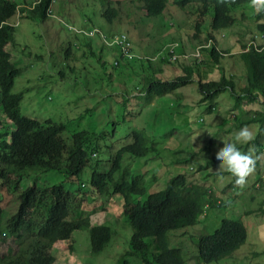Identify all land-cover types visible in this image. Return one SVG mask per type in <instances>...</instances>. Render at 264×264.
Returning <instances> with one entry per match:
<instances>
[{
    "label": "rangeland",
    "instance_id": "1",
    "mask_svg": "<svg viewBox=\"0 0 264 264\" xmlns=\"http://www.w3.org/2000/svg\"><path fill=\"white\" fill-rule=\"evenodd\" d=\"M15 1L21 4L22 0ZM27 1L37 2L39 0ZM89 1H92L96 8V21L93 19L90 21L93 17V10L85 7L83 0H53L50 8L52 15L45 20L41 14L36 15L33 18L34 21L24 18L25 14L19 9L16 16L21 18L15 17L10 21L15 24V35L6 48L9 53L13 51L20 70L12 92L24 93L21 111L25 116L41 121L51 120L55 123L66 124L69 128L65 134L66 138H71L69 134L82 131L83 128L90 130L91 124L95 123L97 126H94V129H97L96 136L100 149L99 152L97 151L98 157H100V162H98L100 165L97 170L103 174L111 170L118 151L132 142L130 133L146 129L148 124H152L156 120L157 126L150 125L146 131L154 137L156 146L162 147L163 151L153 158H150V155L155 154L156 151H151L143 159L126 156L121 171L128 168V173L130 170H136L138 174H146L144 185L150 194L164 190L167 183L158 181L157 173L169 159L171 135L168 134L169 127L163 128V124L172 126L177 120L175 124L178 125L179 120H186L194 127L189 131V136L198 139L201 134L206 132L203 131L205 127H196L206 124L208 121V127L205 129L211 132L210 136L214 134L227 142L232 139L234 132L217 130L220 120L223 124L226 123V114L224 113L226 107L221 105L220 110L215 113V117L218 119L209 120L210 114H206V112L212 105L211 99L201 102L202 97L198 92L190 93V98L188 96L185 98L189 100L185 102L186 107L183 108L182 115L179 114L180 106L177 96L172 94L169 97L154 96L155 98H153L151 94L150 97L147 96L148 94H140L145 91L143 88L147 85L148 76L162 77L166 81H171L184 75L182 64H158L155 61L149 63L144 59L158 42L166 38L164 34L167 29L162 30L156 18H147L145 13L146 22L140 23L139 18L143 11L137 12L135 5L129 0H119L120 3L114 5L119 9L120 15L112 22H107L102 17L107 5L104 0ZM161 16L166 18L167 22H170V19L174 22L175 32L173 29L168 30V33L174 32L169 39H172L175 34L188 39L197 33V23L193 20L200 18V15L197 10L194 11L191 7L184 8L177 4H171L167 12L165 11ZM154 21L155 29L149 26ZM129 25L132 28L130 38L135 42V45L140 42L151 43L150 51L143 48L144 46L136 48L137 54L143 59L123 57L119 46L102 45L98 39L99 36L93 40L81 32L83 30L89 32L97 28L112 39L115 34L125 32ZM134 28L139 31H135ZM241 33L249 35L250 40L258 33V30L256 26H248L237 31V35ZM229 46L225 45V47ZM178 49L181 50L180 47ZM68 50L72 53L67 58ZM38 57H43V59ZM116 61H119L120 64L117 65ZM129 63H131L130 66ZM70 67L75 69V73H70ZM218 68L221 74L235 73L237 76L243 74H237L242 71V68L236 55L226 56L219 62ZM214 69L216 68H209L211 72L214 71V77H218L217 74H220ZM62 73L66 75L62 77ZM135 82L141 86L135 88ZM242 84L241 78L236 80L237 88ZM186 92L187 94L189 92L188 86ZM122 95H127L132 99L133 114H129L124 108H118ZM229 96V91L219 94L221 99L216 98L214 103H217L214 105L219 106L221 103H227ZM89 108H95L96 112H92V115L89 116L87 112ZM106 108L110 112V116L109 112L105 110ZM156 111H158L157 119L155 118ZM174 112L177 113L173 119ZM169 115L172 120L169 119ZM201 117H203L204 123H199L198 120ZM75 118L80 121H74ZM72 126L75 129H71ZM111 131L114 132V135L111 134ZM262 136H264L263 132ZM255 147L259 149L258 145ZM260 148L262 150L260 157H264V148L261 144ZM93 159H97V157ZM91 165L94 166L95 163L88 164L83 172L86 174H82V179L86 183L91 178ZM256 169L253 168L250 176L254 173L259 174V170L256 171ZM165 170L166 173L160 174V176L168 179L173 168L166 167ZM202 175L206 177L205 174ZM231 176L229 174L227 176L229 181L222 184L220 179L223 178L214 175L212 170H209L208 182L214 185L211 187L218 191L217 195L225 207L217 210L211 209V212L207 210L200 225L172 234V241H175V244L180 243L186 249L185 258L189 264H199L197 246L189 237L192 234L202 235L205 231V233H213L225 218L243 221L248 230V238L231 258H225L222 262L224 264H264V214L260 216V212L264 209V189H257L256 186H253L254 182L249 180L250 176L248 175L246 177L248 180L242 185L246 187L245 189L225 191V186L220 185L233 186L232 180H230ZM62 177L65 176L59 172H51L39 178L38 182L41 186L52 185L62 182ZM35 178H32V183ZM30 184V179H25L21 186L25 188ZM71 189L76 191V186H72ZM12 191V188L3 185V183L0 184V203L3 208L1 224H4L5 220L14 215L17 210L16 201L18 199L14 194L15 191L12 195L9 194ZM84 191L86 199L83 210L77 214L73 212L69 220L90 218L92 226H108L112 230V241L101 254L94 255L91 251L89 231L76 232L73 237L72 252L65 250V244L53 250L52 255L56 258V264H135L129 259L130 240L133 232L130 223L123 214V199L120 196H115L112 188L111 193L105 196H100L93 189L89 191L87 186L84 187ZM235 195H238L236 199H234ZM256 197L260 202L259 208L255 201ZM34 220L39 222L38 215L34 217ZM24 222L25 226L29 225L32 222V215L30 217L28 214ZM0 231V256L9 251L15 254L19 249L18 244L5 232V227L0 225Z\"/></svg>",
    "mask_w": 264,
    "mask_h": 264
},
{
    "label": "trees",
    "instance_id": "2",
    "mask_svg": "<svg viewBox=\"0 0 264 264\" xmlns=\"http://www.w3.org/2000/svg\"><path fill=\"white\" fill-rule=\"evenodd\" d=\"M49 3L50 0H45L41 6L47 7ZM9 6L5 14L3 10H0L1 94L3 110L15 121L18 131L14 135L12 154L10 145L4 141V135L1 136L0 133V149L4 151L0 157L2 166L0 179L9 181L11 168L22 173L27 172L30 166L33 168L42 165L49 169H56L66 177H78L89 163L91 155L98 149L97 129H94L97 125L92 123L90 130L83 128L82 131L69 134L71 138H66L65 134L69 128L64 123H55L51 120L41 122L21 117L22 94H11L15 83L14 77L19 72L18 63L6 50L7 45L13 40L14 28L9 25L2 26V23L16 9L15 3H10ZM71 53L68 50L67 58ZM215 57L218 58V55ZM39 59L43 58L39 57ZM251 64V70L248 71L249 85L244 92L251 93L255 89L264 92V68H260V63L256 60H252ZM187 72V77H181L169 83L160 78H147L148 84L143 90L152 97L166 96L188 85L192 73L189 69ZM70 73H75V69L70 67ZM64 75L66 74H61L62 77ZM134 85L135 88L141 86L136 82ZM228 87H230L229 82L214 80L204 87L200 86L198 91L202 92L201 94L204 91L217 93ZM118 108H124L129 114H133L132 99L122 95ZM94 109L87 110L89 116L92 112H96ZM105 110L108 111L107 108ZM108 115L110 116V112ZM74 121H80V119L75 118ZM249 121H252L251 118ZM245 123H248V120L245 119L242 122V124ZM220 126L218 125L217 128ZM71 129L75 128L72 126ZM111 134L114 135V132L111 131ZM142 134L148 138L145 130H142ZM214 139L222 145L216 135ZM147 152L144 137L134 133V142L118 152L109 173L98 176L99 174L94 172L92 182L94 191L99 195H105L109 192V186L112 185L115 195L124 200L125 216L129 218L133 230L129 256L139 259L141 262L139 264H189L185 258L186 249L180 243L175 244V241H172V234L200 225L201 219L206 216L205 211L215 208L216 201L212 199L213 195L203 182H189L184 175H179L169 181L165 191L148 196V201L137 202V197L145 195L143 176L123 174L118 181H115V178L121 172V163L126 154L144 157ZM21 199L25 207L32 208L34 214L38 215L41 224L35 226V223H32L25 228L22 214L13 215L6 222L5 232L16 238L19 251L14 255L9 252V255L0 257V264H54L55 259L51 255L54 246L64 243L73 251L74 234L80 231L89 230L93 254L102 253L111 241V230L108 227H92L89 218L79 221L69 220L74 211L83 209L85 196L71 195L62 186L57 185L37 191L28 189L22 194ZM1 213L0 206V216ZM205 232L199 236L192 234L189 237L197 246L200 264H223L222 260L231 258L248 238V230L241 221L224 220L213 233ZM152 246L154 248H151Z\"/></svg>",
    "mask_w": 264,
    "mask_h": 264
},
{
    "label": "clouds",
    "instance_id": "3",
    "mask_svg": "<svg viewBox=\"0 0 264 264\" xmlns=\"http://www.w3.org/2000/svg\"><path fill=\"white\" fill-rule=\"evenodd\" d=\"M43 1L45 0H39L37 2H33V1L28 2L27 0L26 1L22 0L20 4L17 3L15 0H2L0 3V10H3L4 14L6 10L10 8L9 6L10 3L16 4L15 11L6 21L2 23V26L3 25L12 26L14 28V33H13V37H14L15 24L14 22L10 23V21L15 17H20V16H16L17 12H19V9H21V12L25 14L24 18L32 19V21H34L33 18L36 15L41 14L42 18L45 20L48 16L52 15L50 8L52 6L53 0H50V3L47 7L41 6ZM104 1L106 2L107 5H106V10L104 11L102 17L105 18L107 22L109 21L112 22L114 18H117L120 15L119 9L114 7V5L116 4L118 5L120 1L119 0H104ZM110 2H112V4ZM129 2L135 5V8H137V12L143 11V13L140 14V18H139L140 23L142 21H144V23L146 22V17H144V13H145V16H147V18L150 17L156 18L157 22L162 27V30L167 29V31L164 34L166 38L158 42L157 45L159 43L160 45L154 46L152 51H150L149 48L151 44L150 42L148 43L140 42L141 44L138 43L137 45H135V42L130 38L132 31L130 25L129 27L126 28L125 32H122L121 34H115L112 37V39H110L108 35H106L97 28H94L89 32L84 30L81 32L84 33L86 37L93 40L95 38H98L99 36L98 39L101 41L102 45L108 47H113L115 45L119 46L122 56L126 58H136V57L142 58L139 54H137L136 48L138 46L140 47L144 46L143 48L148 49L151 52V53H147V57L144 58L149 63L155 61L158 64H163V63L172 64V65L182 64V67L184 68V75H180L177 78H175V80H171V81L169 80L166 81L165 79H162V77H157V78H160L163 81L165 80L168 83L175 82L181 77H187L188 76L187 70L188 69L191 70L192 73L191 79L187 85L189 90L188 92L189 95L186 92L187 86H184L181 87L180 89L172 91L171 93H169L170 95L168 94L162 97H169L172 94L174 96H177L179 100L178 105L180 106L179 114L182 115L183 108L186 107L185 102L189 100V99L186 100L185 98L187 96L190 98L191 96L190 93L198 92V94L202 97L201 102H203V100L205 99H209V98L211 99L212 105L210 106L209 111L206 112V114H210L209 120L218 119L215 117V113L220 110L221 105H225L226 109L224 113L226 114V123L223 124L219 119L220 120L219 125L221 126L220 128H217V130L219 131L222 130L225 132L227 131L234 132L232 139L227 142L218 137V139L222 142V145H219L214 139V134L213 136H210L211 132L209 133V131L205 129L208 127L209 124L208 121L206 124L196 127V128L205 127L203 131L206 132L205 134H201L198 139L189 136V131L193 130L194 127H192L190 125V122L186 120H179L178 125L175 124L177 120L174 121V125L172 126L163 124V128L169 127L168 134L170 133L171 135L170 148H169L168 161L163 166H161V168L157 173L158 181L160 182L163 181L165 182V184L166 183L168 184L172 178L178 177L179 175H184L189 182H197V181L203 182L204 186L209 188L210 194L213 195L212 199L216 201L215 208L208 209L209 212L212 211L211 209L217 210L220 209L221 207H225L224 205H222V202L220 201L217 195L218 191L213 190V188L211 187L214 185L208 182L209 170H212L214 175H219L220 177L223 178L220 179V182L222 184L225 183L227 180L229 181L227 176L231 174L234 177L233 178L231 176L230 179L232 180L233 186L230 185H220V186H225L224 187L225 191L228 190L235 191L237 189L242 190L246 188L242 186L243 184L246 183V180H248L246 179V177L248 175L250 176V173L253 171V168H257L256 171L259 170L258 172L259 174L258 175L256 173L251 174L249 180H252L254 182L253 186H256L257 189H264V157H260V155H262L260 154L262 152L260 148V144L264 148V144H263L264 136H262V132L264 134V92L259 89H255L251 93L244 92V90L247 89L249 85L248 71L251 70L252 67L251 61L252 60L258 61L260 63L259 67L264 68V0H129ZM83 3L85 4L84 5L85 7L91 8L93 10V17L90 19V21H92V19L96 21V13H95L96 8L94 7L93 2L89 0H83ZM171 4H175V5L177 4L184 8L191 7L192 10L198 11L200 18L193 20L196 21L197 23V33L195 34V36H193L192 38L190 37L188 39H184L183 37L175 34L172 39H169L170 35H172L175 32L174 22H172L171 19L170 22H167L166 18H164L161 15L164 14L165 11L167 12V9ZM111 12H114V14H111ZM155 24L156 23L154 21V23H150L149 26H152V28L155 29ZM248 26H256L258 33L255 34L250 40H249V35H247L246 33H241L240 35H237L238 30ZM169 29H173L174 32L168 33ZM134 30L139 31L136 30L135 28ZM226 44L230 46L225 47ZM179 47L181 48V50L178 49ZM11 54L13 55V51L11 52ZM216 55H218L219 60L218 58L215 57ZM235 55L237 56L238 61L240 62L242 68V71L237 72V74L240 73L243 74L239 76H237L235 73L221 74V71L218 68L219 62L222 59H225L226 56L232 57ZM116 64L119 65L120 62L116 61ZM130 64L131 63H129L128 65L130 66ZM210 67L216 68L214 70H217L220 75L217 74L218 77H214V71L211 72L209 70ZM19 72L18 74L15 75L14 77L15 80L16 77L19 75ZM10 73L14 74V72L12 71H10ZM147 78L153 79L155 77L148 76ZM239 78L243 80V84L237 88L236 80H238ZM214 80L215 81L223 80L225 82H229L230 87L226 88L225 90L222 89L220 90V92L218 91L217 93L215 92L207 93L204 91L203 94H201L202 92L198 91L200 89V86L204 87L205 85H207L208 83ZM146 84H148L147 79H146ZM191 86H195V87L190 88ZM1 88L2 85L0 78V119H1L0 133L1 136L4 135V141L10 145V150L12 154V144L14 140V135L18 131V128L15 121L10 116H7L5 114L6 111L4 112L3 110V98L1 94L2 93ZM12 90H11V94H22V97L24 99V93L22 92L13 93ZM225 91H229L230 93L228 102L224 104L221 103L219 104V106L214 105L217 103V102L214 103V100L216 98L220 100L221 97H219V94H223ZM140 94L142 95L148 94L147 96L150 97V94L147 93L146 91H143ZM20 110H21V106H20ZM177 112L173 113L174 114L172 116L173 119L175 118ZM21 117L39 120L36 118L25 116L22 113V111H21ZM155 118L156 119L158 118V111L155 112ZM250 118L252 121H249ZM169 119L172 120L170 118V115H169ZM245 119L248 120V123L242 124V122ZM241 120L243 121L240 122ZM198 121L199 123H204L203 117L199 118ZM182 124H184V127H182ZM150 125L156 127L157 126L156 120L154 123L148 124L147 127L145 126L146 129H148ZM146 129L143 128L140 130H135L132 133H130L132 142L129 143L128 145L134 142V133H137L139 136H142L145 139V148L146 151H148L147 155L151 151H156L155 154L150 155V158L157 157L159 153L163 151V148L162 147L158 148L156 146L154 137L149 135ZM142 130H145V134L148 136V138L142 134ZM256 145H258L259 149L255 147ZM97 147L98 149H96V152H94L91 155L90 161L88 163V164L95 163L94 166L92 165H91L92 167L90 166L91 178L90 181L87 180L88 183L84 182L82 179V174H86V172L83 173L86 168L85 167L83 169V172L78 177L77 176L66 177L63 174L65 177H62L63 178L62 182H57L52 185L44 184L41 186L40 182H38L39 178L51 172H59L56 169H49V167L43 165L36 166L33 168L32 166H30L28 167L27 172L23 171L22 173L16 172L13 168H11L9 175L10 180L7 181L6 179H0V184L3 183V185H6L7 187L13 189V191L10 192L9 194L12 195L15 191L14 194L16 195L18 200L16 201L17 210L14 213V215H18L19 213H21L22 217L24 218V221L26 219V216H28V214H30V217L32 215V222H30L29 225L25 226V222L23 221V226L25 228L31 226L32 223H35V226L41 224L40 220H38L39 222H36L34 220L36 214H34L33 209L29 207H25L23 204V199H21V197L26 190L34 189L37 191V190H42L45 187L51 188L53 186L60 185L64 188L66 192L74 196L75 195L86 196V193H84L85 186L89 187V191H91L92 189L95 190L93 188V183H92L93 175L95 174L94 172H97V174H99L98 176L107 174V173L105 174L100 173L97 170L98 166L100 165L98 163L100 162V157H98L97 154V151L99 152L100 149L99 146ZM8 153L10 154L9 151ZM2 154H4V151L0 149V157L2 156ZM147 155L141 157L129 153L124 156L122 163L125 160L126 156H131L136 159H143L147 157ZM96 157L97 159H93ZM122 163H121V170H122ZM166 167L173 168L172 174L168 179L160 176V174L166 173L165 170ZM127 170L128 168L124 171H121L120 174L117 175V177L115 178V181H118V179L123 174H127L128 176H131L133 174L140 175L143 176L145 181L146 174L144 173L138 174L136 170L131 171L130 169H129L130 172L128 173ZM202 174H205L206 177H203ZM32 178H35L33 183H32ZM25 179H30L31 184L23 188L21 185ZM72 186H76V191H72L71 189ZM143 186L145 188V195L141 196L140 198L137 197L136 198L137 202L148 201L147 200L148 196L160 192L157 191L150 194L148 193V189L146 188V186L144 184ZM167 186L168 185H166V188L161 191H165L168 188ZM109 187H110L109 192L105 195H109L111 193V188L113 189V194L115 195L113 186L110 185ZM237 196L238 195H235L234 199H236ZM255 201L257 207L259 208L260 202H258L259 200H257V197ZM0 206L2 208L1 203ZM81 211H74V214H77ZM206 212L207 210L205 211V214ZM2 214L3 212L1 213V216ZM123 214L125 216L124 205H123ZM262 214H264V209L260 212V216H262ZM1 216H0V222H1ZM12 216L8 217V219L5 220L4 224L0 223L1 227H5L6 222ZM70 217H72V214ZM125 218L130 223L129 218L127 216H125ZM224 220L240 221L229 218H225L222 221ZM75 221H79V220H75ZM96 226L108 227L105 225H96ZM108 228L111 230L110 227ZM85 231H89V230H85ZM111 235H112V230H111ZM11 237L16 241L15 237L13 236ZM63 244L64 243L56 244L51 251V255L54 252L53 250L55 248ZM90 244H91V238H90ZM151 248L154 247L152 246ZM65 250L72 252L70 249H68L67 246ZM9 252L0 257H5L9 255L10 254ZM11 255L14 254L11 253ZM94 255H98V254H94ZM54 259H55L54 264H56V258L54 257ZM129 259L132 260L135 264L141 263L139 259H136L135 257L134 258L130 257Z\"/></svg>",
    "mask_w": 264,
    "mask_h": 264
}]
</instances>
